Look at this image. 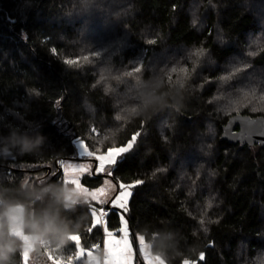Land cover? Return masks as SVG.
I'll use <instances>...</instances> for the list:
<instances>
[{"label":"trees","instance_id":"obj_1","mask_svg":"<svg viewBox=\"0 0 264 264\" xmlns=\"http://www.w3.org/2000/svg\"><path fill=\"white\" fill-rule=\"evenodd\" d=\"M239 113L264 115V0H0V210L22 205L16 220L51 208L99 251L91 206L65 210L42 189L63 188L75 138L106 152L135 135L110 168L143 181L123 211L134 238L167 264H264V145L222 139ZM105 208L118 231L121 210Z\"/></svg>","mask_w":264,"mask_h":264},{"label":"rangeland","instance_id":"obj_2","mask_svg":"<svg viewBox=\"0 0 264 264\" xmlns=\"http://www.w3.org/2000/svg\"><path fill=\"white\" fill-rule=\"evenodd\" d=\"M74 144L77 149L76 157L72 159H65L60 161L61 169L63 171V175H62L63 188L68 190L67 194L70 198H74L79 201L76 204H80V203L89 204L91 206L92 211L94 208L99 209V207H96L95 204H100L103 206L102 209L106 212V208H105L106 205L109 204L111 206L112 201H114L115 197L119 195L120 191H122L120 185L121 184L133 185V184L123 183V182H120L118 184L114 179H112V177L108 173H97L96 168L99 165V161L95 159V156L101 155L106 157L110 155L112 150L126 146L128 143L126 145L112 147L108 149L106 152L91 151L90 148L86 145V143L80 138H75ZM83 149L85 150V152H89L90 155H94V156L93 157L85 156L83 154ZM121 156H119L117 160ZM111 166L106 165V167L109 169L111 168ZM81 168H83L84 170L82 171ZM94 174L104 175V181L102 185H100L99 187L91 188L82 182V178L85 175H94ZM129 190L132 193V187ZM130 198L131 196L128 197L127 199L126 211L129 208ZM117 208L120 209L119 207ZM123 211L124 210H121V213ZM123 218L124 221H126V224H124L121 221V226L118 231H112L107 229L109 232L112 233L111 236H108L106 234L105 226L103 223L100 222V225H102V228L104 230V240L102 245L103 248L102 247L99 248L98 249L99 251H97L96 247L93 249H86L81 245V243H79V247H82L85 250L84 255L78 259L76 252L74 253L75 257L73 255V257L70 258L67 257V259L75 260L74 264H111L112 258L108 256L107 248H106V242H110V246L112 244L117 245L116 248L114 249L115 252L118 253L121 250L125 252L127 256V264H167L166 261L159 254H156L152 251L151 244L147 242L141 234H138L136 236V239L134 238L124 213H123ZM94 219H95V214H94ZM20 237L22 240H24L25 245H26V241L24 238L25 237L29 238V242L31 243L30 249H32L34 246L36 248L37 243H40L38 241L32 240L30 237L24 235V233L20 234ZM59 243L60 240H57L56 245H53V242L50 240V238H48L47 243H40V247L44 252L43 256H38L36 250L27 253L28 264H39V263L52 264V261L49 259V254H51L58 260L59 252L56 250L59 248L57 247ZM77 250H78V246H77ZM89 251L92 252L91 256L87 255ZM102 253H104L103 260L101 259ZM71 255L72 253L69 256ZM184 264H197V262L186 261Z\"/></svg>","mask_w":264,"mask_h":264},{"label":"clouds","instance_id":"obj_3","mask_svg":"<svg viewBox=\"0 0 264 264\" xmlns=\"http://www.w3.org/2000/svg\"><path fill=\"white\" fill-rule=\"evenodd\" d=\"M28 145L25 144L24 150H27ZM42 193H51L56 204H62L63 209H71L74 204L79 201L68 196V190L65 188H55L54 186L45 187ZM40 199V196H37ZM22 205H5L3 210H0V264H11V258L16 252H20V264H28L25 261V252L30 253L35 251V246L28 249L17 232H23L24 235L30 237L34 241L47 243L50 236L59 235L60 245L65 244L68 238L76 233L70 229L68 222L61 218L58 211L51 208H45L39 212L24 210L23 216L16 220L12 215L13 209L20 210ZM5 236L9 239L5 242Z\"/></svg>","mask_w":264,"mask_h":264},{"label":"snow or ice","instance_id":"obj_4","mask_svg":"<svg viewBox=\"0 0 264 264\" xmlns=\"http://www.w3.org/2000/svg\"><path fill=\"white\" fill-rule=\"evenodd\" d=\"M175 8V6H173ZM52 54H57V49L52 48ZM196 55H202L203 52L198 51L195 53ZM89 59L88 56H84L83 60L87 61ZM65 64L67 65H78L79 64V58L78 59H65L63 61ZM175 71V70H173ZM232 135H235V133H232ZM137 136H133L132 140L129 141V143L126 146H123L121 148L118 149H114L111 151L110 155L108 156H101V155H97L95 156V159L99 161V165L96 168V172L97 173H108L109 175L111 174L110 169L106 167V165H115L117 163V158L119 156H121L124 153H127L129 150L132 149L134 143L136 142ZM261 143H264V140H261ZM83 154L87 157H93L94 155H90L89 152H85V150L83 149ZM81 170L83 171L84 169L81 168ZM143 181L141 180H137L135 182V185H124L121 184L120 188L122 189V191H120L119 195H117L115 197V200L112 201V207H119L121 210L126 211V205H127V199L128 197L131 196V191L129 190L131 187H134L136 185L142 184ZM93 212L95 214V219L93 221L92 224V228L96 227L98 224H100V217H104L107 216L108 213L105 212L103 209H100L99 212L97 209H93ZM121 215V221L126 224V221H124L123 218V212L120 214ZM15 219V217H14ZM91 228V230H92ZM105 232L108 236H111L112 233L109 232L107 230V228L105 227ZM26 241V247L28 249L31 248V243L29 242V238L25 237L24 238ZM70 242H75V244L78 246V250H77V258L79 259L81 256L84 255L85 250L82 247H79V243H80V237L78 234L72 235L69 238ZM116 244H112L110 246V242H106V248H107V253L108 256H110L111 259V264H127V256L125 254V252L123 250L119 251L118 253L114 251V249L116 248ZM87 255L91 256L92 252L89 251L87 253ZM25 261H27V252H25V256H24ZM49 259L52 261V264H64V262L62 260H57L54 256H52L51 254H49ZM201 259H203V256L201 257Z\"/></svg>","mask_w":264,"mask_h":264},{"label":"water","instance_id":"obj_5","mask_svg":"<svg viewBox=\"0 0 264 264\" xmlns=\"http://www.w3.org/2000/svg\"><path fill=\"white\" fill-rule=\"evenodd\" d=\"M222 139L234 144L264 145L261 143V140H264V115L251 116L239 113L230 116L226 124L223 125ZM36 252L38 256L44 254L40 243L36 245Z\"/></svg>","mask_w":264,"mask_h":264},{"label":"built area","instance_id":"obj_6","mask_svg":"<svg viewBox=\"0 0 264 264\" xmlns=\"http://www.w3.org/2000/svg\"><path fill=\"white\" fill-rule=\"evenodd\" d=\"M100 209H102V208L97 209L98 212H99ZM106 212H108L107 209H106ZM100 221H101V223L104 224V222H105V216H104V217H100ZM102 248H103V247H102ZM58 257H59L58 260H62V261L64 262V264H74V263H75V260H69V259H67V258L65 257V255H64L63 252H59ZM101 259H102V260L104 259V253L101 254Z\"/></svg>","mask_w":264,"mask_h":264},{"label":"bare ground","instance_id":"obj_7","mask_svg":"<svg viewBox=\"0 0 264 264\" xmlns=\"http://www.w3.org/2000/svg\"><path fill=\"white\" fill-rule=\"evenodd\" d=\"M38 244V243H37Z\"/></svg>","mask_w":264,"mask_h":264}]
</instances>
